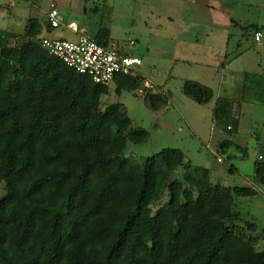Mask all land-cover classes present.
Returning <instances> with one entry per match:
<instances>
[{"label":"trees","instance_id":"1","mask_svg":"<svg viewBox=\"0 0 264 264\" xmlns=\"http://www.w3.org/2000/svg\"><path fill=\"white\" fill-rule=\"evenodd\" d=\"M95 9L93 39L115 49L112 9ZM41 35L36 19L22 33L0 30V264H264V230L234 211L238 198L264 189L263 157L250 186L234 188L212 183L178 149L126 157L127 142L143 144L147 132L133 131L119 105L102 108L109 87L48 54ZM113 83L117 93L141 81ZM254 89L264 106V79ZM181 92L199 106L213 101L212 122L237 133L234 100L188 79ZM169 94L148 92L149 108L166 107Z\"/></svg>","mask_w":264,"mask_h":264},{"label":"rangeland","instance_id":"2","mask_svg":"<svg viewBox=\"0 0 264 264\" xmlns=\"http://www.w3.org/2000/svg\"><path fill=\"white\" fill-rule=\"evenodd\" d=\"M57 1L61 25L55 31L56 35L65 40L75 39L65 27L69 23L66 21L68 14L77 27L89 28L94 23L98 26L100 12L95 11V8L100 9L105 2L112 9L113 40L118 43L115 49L121 51L120 49L126 48L127 43L129 45V41L122 40L129 38L134 43L138 41L136 47L143 49L139 54L144 60L147 74L162 84L170 76L166 85L170 100L166 107L159 110H151L146 95L138 94L137 90L116 93L114 83L109 85L108 93L102 96V108L110 104L119 105L129 117L132 130L148 134V140L143 144L127 142L126 157L140 160L154 156L163 149H178L191 165L211 167L212 183L229 188L248 187L246 182L253 174L254 163L258 156L264 159V106L256 103L253 96L257 82L264 79V0H231L232 18L235 22L228 35L229 63L228 69L223 73V80L227 79L223 90L226 91L225 96L240 107L236 114L237 134L232 136L212 122L213 101L199 106L183 96V80L180 81L178 76H190L194 73H179V67L175 68L174 73H170L166 63L161 59L147 57V52H144L147 44L166 47L171 43V32L175 28L182 27L186 37L192 39L195 32L191 28L192 23L198 19L195 12L206 9L202 6L203 1L192 4L189 0H73L76 5H69L66 0ZM48 3V0H0V30L21 33L22 25L12 17L21 16L19 20L24 24L31 16L40 23L44 33L43 13L47 11ZM165 12L178 17L173 25H167L164 33L153 26L158 18L152 15L163 16ZM8 17L13 20L10 22ZM202 18H206L205 15ZM160 20L165 24V20ZM12 24L16 26L12 27ZM254 27L263 28V37L259 43L253 38ZM194 71L197 72L196 67L190 72ZM242 95H245L243 101ZM227 140L232 145L223 150L222 142ZM217 158L224 162L218 163ZM3 195L1 185L0 196ZM234 211L243 222L250 221L255 224L258 232L263 231L264 189L254 197L238 198Z\"/></svg>","mask_w":264,"mask_h":264},{"label":"crops","instance_id":"3","mask_svg":"<svg viewBox=\"0 0 264 264\" xmlns=\"http://www.w3.org/2000/svg\"><path fill=\"white\" fill-rule=\"evenodd\" d=\"M57 5L59 2L54 0ZM69 5H76L73 0H66ZM192 4H196L198 2L203 1L202 6H205V10H200L199 13L195 12L198 19L192 23V29L195 30L192 35V39H189L185 35V31H183L182 27L175 28L173 32H171V43L167 44L166 47H157V45L147 44L145 46L144 52H147V57H152L154 60L161 59L164 63L167 64L168 71L170 73H174L175 68L179 67V73H194L190 74V76L186 74L179 75V79L181 80H193L199 82L200 84L209 87L214 92L215 97L220 98H228L226 95V91L223 90V84L227 82V79L223 80V73L226 69H228V35L233 27V23L235 22L232 18V1L231 0H189ZM49 2V0H48ZM46 12L43 13L44 19L46 20ZM166 13V12H165ZM178 14V13H177ZM205 15L206 18H202ZM156 17V21L153 23L154 27H157L161 32H166L167 25H173L174 20L178 16H173L170 13L160 15H152ZM195 16V17H196ZM29 19H35L34 17ZM22 25L24 31V24L20 22L21 16L12 17ZM11 17H8V20L11 22L13 20ZM165 20V24L160 20ZM14 20V21H15ZM44 20V21H45ZM67 22H71L70 14L66 19ZM161 21V23H159ZM9 25V23H8ZM166 25V26H164ZM16 26L12 24V27ZM7 30V29H6ZM68 30V29H67ZM11 31V30H8ZM56 29L50 30V32H46V29L40 37L46 36L51 38H61L55 34ZM70 31V30H68ZM98 31L97 24L91 25L88 27H78V33H73V37L76 40L80 35H86L89 37H94ZM14 32V31H12ZM21 32V33H22ZM16 33V32H15ZM263 33V32H261ZM110 37H113V29L111 28ZM202 37L203 39H201ZM73 40V41H74ZM123 42L131 41L129 38L126 40H122ZM261 42V41H260ZM138 41H135L133 45H125V49L121 50V52L128 56H137L141 59V65L136 70V77H138L141 81H149L154 85V91L151 93H155L156 89H162L163 91H168L166 89V85L170 81V76L166 78V81L162 83H158L156 78L151 77L149 73L147 74L144 69L143 58L139 54L143 51V49L136 47ZM146 57V58H147ZM155 67V66H154ZM193 67L197 68V72H190L193 70ZM171 75V74H170ZM193 75V76H191ZM148 76V78L146 77ZM141 83L139 87L141 86ZM232 100V99H231ZM240 107L238 106L236 110V114H238ZM235 114V118L237 119ZM218 132V131H217ZM237 134V133H236ZM261 157V156H258ZM224 162V161H223ZM206 169L210 171L211 167L208 165L205 166ZM249 187L250 184L248 181L246 182ZM254 197V196H253Z\"/></svg>","mask_w":264,"mask_h":264},{"label":"built area","instance_id":"4","mask_svg":"<svg viewBox=\"0 0 264 264\" xmlns=\"http://www.w3.org/2000/svg\"><path fill=\"white\" fill-rule=\"evenodd\" d=\"M45 15L52 30L60 27L58 6L54 0H49ZM65 27L73 33H78V27L74 22L67 23ZM262 37L261 32L253 34L256 43H259ZM39 44L48 54L97 85L109 87L118 75L136 77V70L141 65L139 57L125 55L117 49L104 48L92 37L86 35H80L74 41L43 36L40 37ZM133 44V41H129V45ZM152 91H154V85L149 81H143L137 89L140 95H146ZM261 158L258 157V159ZM217 162L223 161L217 158Z\"/></svg>","mask_w":264,"mask_h":264}]
</instances>
